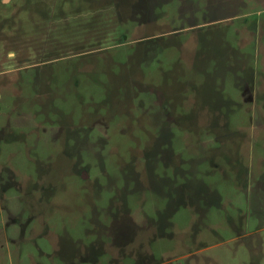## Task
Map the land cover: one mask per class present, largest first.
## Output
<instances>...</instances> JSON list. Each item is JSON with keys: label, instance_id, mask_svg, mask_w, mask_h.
<instances>
[{"label": "rangeland", "instance_id": "obj_1", "mask_svg": "<svg viewBox=\"0 0 264 264\" xmlns=\"http://www.w3.org/2000/svg\"><path fill=\"white\" fill-rule=\"evenodd\" d=\"M261 10L0 0V264H264V97L153 91L213 47L245 53L259 89ZM183 189L206 201L183 205Z\"/></svg>", "mask_w": 264, "mask_h": 264}, {"label": "crops", "instance_id": "obj_2", "mask_svg": "<svg viewBox=\"0 0 264 264\" xmlns=\"http://www.w3.org/2000/svg\"><path fill=\"white\" fill-rule=\"evenodd\" d=\"M257 2L259 3V6L263 7V10L261 11L264 12V0H257ZM155 15L157 16V14ZM153 17L151 16L149 20H152ZM223 19L224 18L219 17L216 20H223ZM164 33H170V31ZM158 35H160V33L151 34L146 37L155 38L158 37ZM143 38L144 37H141L139 39H143ZM210 51H212V62H209L208 58H207L208 61L205 62V55L211 53ZM196 53L199 54V57L196 58L195 61L188 64V67L183 68L180 71L178 77H176L174 80L173 77L171 76L169 77L170 79L173 80L172 81L173 83L168 84L166 79L165 82L161 85L162 87L158 86L159 88L153 89L154 92H158L155 94L156 95L155 97H253L254 95L255 96L258 95V92L261 95V97H264V82L259 89L257 87H255L254 89L253 86L251 85L253 83L254 78L256 77V74L254 72L253 65L245 62V57L243 56L245 53H243L242 51L238 52V56L236 58L234 59L229 58V60L224 63L219 61L222 58L218 57L219 54L215 52L214 47L211 49L199 48V51H197ZM186 70L187 71L191 70L190 73L191 75H193V78L188 77L189 73L186 74ZM225 74H230L231 77L233 78L231 82V86L236 88L237 91H239L238 95L237 94L229 95L223 92V88H225L223 77ZM198 75L200 76V78L197 77ZM261 79L264 80V77L262 76ZM181 116L182 115H180V117ZM165 120L168 123L171 121V117L170 116L165 117ZM176 123H178V121ZM162 125H163L162 128L165 130V133L167 134L172 133L171 130L168 129L167 127L169 125H166L164 120L162 121ZM221 127L222 126L220 127L215 126L214 132H220ZM156 158L158 157L156 156ZM185 161L186 160H182L180 161V164L177 165L180 168L181 173L180 172L179 174L175 173L173 175L174 178L172 179L174 180L177 176H180L182 179V184L188 181L189 177L191 176L189 170L183 168L186 165ZM159 162L160 160L159 161L156 160L154 164L157 166L159 165ZM166 165L168 166L172 164H169V160H168ZM169 168L170 170H172L171 167ZM198 180L199 179H196V181ZM171 186L174 187V185ZM171 191L169 192L168 188L167 191H165V196L170 201L174 199V197L172 196L173 192ZM181 197L183 201L182 204L187 205L188 207L191 208L194 207L195 203L206 201V198L204 197L203 193L201 194V192H198V196H197L196 191L192 192L188 189H183L181 191ZM189 200H191V202ZM211 202H215L214 204H216V198H214L213 201Z\"/></svg>", "mask_w": 264, "mask_h": 264}]
</instances>
